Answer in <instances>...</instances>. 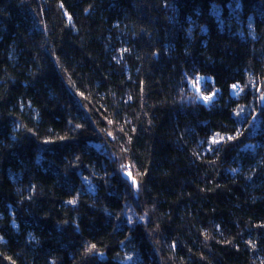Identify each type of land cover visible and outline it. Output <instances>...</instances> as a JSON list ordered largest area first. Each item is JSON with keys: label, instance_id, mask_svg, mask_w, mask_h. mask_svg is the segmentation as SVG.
Segmentation results:
<instances>
[{"label": "trees", "instance_id": "1", "mask_svg": "<svg viewBox=\"0 0 264 264\" xmlns=\"http://www.w3.org/2000/svg\"><path fill=\"white\" fill-rule=\"evenodd\" d=\"M0 264H264V0H0Z\"/></svg>", "mask_w": 264, "mask_h": 264}, {"label": "snow or ice", "instance_id": "2", "mask_svg": "<svg viewBox=\"0 0 264 264\" xmlns=\"http://www.w3.org/2000/svg\"><path fill=\"white\" fill-rule=\"evenodd\" d=\"M198 82H199V81H197V83H198ZM233 87L235 88V87H237V86H233ZM203 99H205V100H210L211 97H207V96H206V97H203ZM230 138H231V137H230ZM214 142H215V141H214Z\"/></svg>", "mask_w": 264, "mask_h": 264}, {"label": "water", "instance_id": "3", "mask_svg": "<svg viewBox=\"0 0 264 264\" xmlns=\"http://www.w3.org/2000/svg\"><path fill=\"white\" fill-rule=\"evenodd\" d=\"M102 258H104V257H102Z\"/></svg>", "mask_w": 264, "mask_h": 264}]
</instances>
